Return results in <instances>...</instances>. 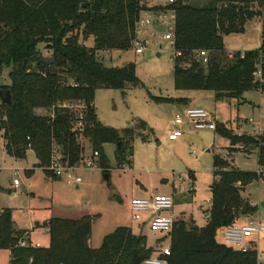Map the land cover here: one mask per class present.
<instances>
[{"label":"trees","instance_id":"trees-1","mask_svg":"<svg viewBox=\"0 0 264 264\" xmlns=\"http://www.w3.org/2000/svg\"><path fill=\"white\" fill-rule=\"evenodd\" d=\"M149 1L0 0V67L11 66L10 84L0 88L10 89L13 102L12 108L0 104V131L9 156L25 159L31 150L35 166L43 168L47 176L59 178L49 169L52 148L58 149L63 162L74 165L82 159L83 147L73 130L74 115L54 106L65 100H83L91 106L85 112L82 137L99 152L102 173L110 177L103 146L114 144L116 160L121 163L135 131L102 124L95 114L94 93L101 88L124 90L127 85H135L137 78L132 62L108 67L96 54L131 48L139 13L155 8L148 5ZM168 7L175 12V89L211 90L216 100L240 98L244 91L260 86L264 91V63L263 82L254 76L257 64L264 58V0H207L202 5L179 0ZM252 18L261 25L260 47L234 52L229 57L223 36L243 32ZM90 36L92 47L84 44ZM41 44L50 51L49 56L43 55ZM198 50L209 51L206 65L194 60ZM37 109L51 110L53 115L36 113ZM215 132L229 140L230 152L239 149L238 145L248 151L256 149L258 168L264 170V134L258 139L236 135L217 122ZM256 178V172L237 170L224 157L214 156L206 222L198 227L193 220H174L167 264H257L256 249L242 252L216 239L222 227L237 224L243 215L254 214L241 191ZM93 219L88 215L79 219L51 218L45 223L49 243L42 247L32 245L28 231L17 228L11 210L3 209L0 249L9 251L8 264H140L159 251L147 247L146 236L134 235L128 226L116 227L103 237L99 247L93 248ZM21 240L26 244L20 245Z\"/></svg>","mask_w":264,"mask_h":264},{"label":"rangeland","instance_id":"rangeland-1","mask_svg":"<svg viewBox=\"0 0 264 264\" xmlns=\"http://www.w3.org/2000/svg\"><path fill=\"white\" fill-rule=\"evenodd\" d=\"M202 5L207 0H188ZM154 4L150 0L148 5ZM82 40V38H80ZM261 43V25L257 18L249 20L241 33L223 36L226 54L255 50ZM93 46V37L84 42ZM44 56H49L43 44ZM159 54V55H157ZM174 49L169 42L155 47L151 44L141 54L133 47L126 50L98 51L96 56L105 66L122 67L129 62L135 66L137 83L124 90L97 89L94 93V109L97 119L105 126L115 129L130 127L134 139L125 153H132L133 166L122 171L118 167L114 144H105L104 153L110 165V177L102 178V169L79 167L72 174L80 176L81 184L68 185L64 175L54 179L43 168L36 167L31 150L25 159L9 156L0 143V211L10 209L12 220L20 229L31 232V241L40 246L49 243L48 228L51 218L79 219L93 217L90 246L97 248L103 237L118 226H128L134 235L146 236V245L153 250L169 245L167 233L154 231L148 224V216L142 220L132 219V198H147L152 193L171 195L174 200L170 212L174 219L194 221L198 227L206 222V210L210 207V184L213 180V158L224 157L228 164L240 171L259 173L256 149H239L230 152V142L215 130H195L184 121L178 129L181 136L168 138L173 129L172 121L182 110L178 104L171 105L157 98H188L193 107L211 113L218 124H223L231 133L246 134L259 138L264 134V92L259 87L244 91L240 98L216 100L211 90H177L173 84L172 57ZM11 66L0 67V86L10 84ZM44 114L47 110L37 109ZM249 118L260 120L262 132L257 134L246 123ZM159 143V144H158ZM245 150V151H243ZM91 147L84 142L86 160ZM16 178L18 185L12 186ZM241 197L254 208V214L243 215L237 224L264 221V177L251 181L241 191ZM219 243L222 237L216 235ZM258 260H264V234L253 238ZM9 253L0 249V264H8Z\"/></svg>","mask_w":264,"mask_h":264},{"label":"built area","instance_id":"built-area-1","mask_svg":"<svg viewBox=\"0 0 264 264\" xmlns=\"http://www.w3.org/2000/svg\"><path fill=\"white\" fill-rule=\"evenodd\" d=\"M179 0H154V4L150 7H155L147 10H143L139 13V16L135 22L134 39L132 41V47L136 54L143 53L148 45L151 44L155 47L163 45V41H167L172 46L174 38V25H175V12L168 6L175 4ZM187 2L188 0H181ZM178 55L174 52L172 59ZM233 54L228 53L229 57ZM193 58L200 65H206L209 60L208 50H198L193 54ZM264 63V58L257 64L256 71L254 73L255 79L262 83L261 78V64ZM188 67V65L186 66ZM262 92H264L259 87ZM91 106V103H87L83 100H65L58 102L54 107L56 109H62L68 113L74 115L75 121L73 123V130L76 131L78 143L83 147L84 156V142L82 137L83 120L85 118V112L87 108ZM47 110V115H53V111ZM183 120H186L190 126L195 130H215L216 120L214 116L206 110L198 107L187 106L184 108L181 115H176L173 119L175 127L168 134V138L174 140L181 136L182 132L176 127L181 124ZM246 123L250 125L253 130L260 134L262 132V126L260 120H254L249 118ZM4 143L2 131H0V143ZM84 158L74 164L68 165L62 161L61 155L56 147L52 148L51 160L49 169L58 177L64 175L65 181L68 185L79 186L82 182L80 176L72 174V172L78 169L80 166L83 168H93L95 165L99 166L100 154L97 150L91 149V155L86 160ZM132 161V153L127 151L124 154V160L118 163L120 170L125 171L130 167ZM100 167V166H99ZM258 176L264 177V170L259 168ZM18 180L14 178L12 180V186L16 187ZM174 204L173 197L167 194L152 193L147 198H132L130 201V211L132 219L142 220L145 215L148 216V224L154 231L167 233L168 236L173 228L174 218L171 215L163 214L164 212H170ZM218 233L222 237V243L229 245L242 252L248 249L254 248L253 238L264 234V221L253 222L250 220L248 224L240 225L234 224L219 229ZM25 241L21 240L20 245H25ZM170 254V246L160 247L159 251L148 258H145L140 264H167V256ZM257 264H264V260L257 262Z\"/></svg>","mask_w":264,"mask_h":264},{"label":"water","instance_id":"water-1","mask_svg":"<svg viewBox=\"0 0 264 264\" xmlns=\"http://www.w3.org/2000/svg\"><path fill=\"white\" fill-rule=\"evenodd\" d=\"M157 55H159V54H157ZM0 104L7 106L8 108H12L13 102H12V95H11L10 89L0 88ZM102 178H103V180L107 181L109 179V174L104 173L102 175Z\"/></svg>","mask_w":264,"mask_h":264},{"label":"crops","instance_id":"crops-1","mask_svg":"<svg viewBox=\"0 0 264 264\" xmlns=\"http://www.w3.org/2000/svg\"><path fill=\"white\" fill-rule=\"evenodd\" d=\"M247 24V23H246ZM246 26V25H245ZM185 99H186V101L184 102H177V101H175V102H168V104H171V105H175V104H178V106H179V108L183 111L184 110V108L185 107H187V106H193V105H191L190 104V100L188 99V98H186V97H184ZM184 121L186 122V123H188L186 120H183V122L181 123V124H183L184 123ZM181 124H179V125H177L176 127L178 128ZM189 124V123H188ZM190 125V124H189ZM172 127H175V125L173 124V121H172ZM171 140V139H170ZM133 166V162L131 161V163H130V167H132ZM60 178V177H59ZM15 223V222H14ZM16 225V224H15ZM17 227V226H16ZM18 228V227H17ZM20 229V228H19ZM27 237H28V239H29V241L31 242V244L32 245H35V246H40L38 243H35V244H33L32 243V241H31V232H29L28 231V234H27ZM27 239V238H26ZM8 253H9V251H8Z\"/></svg>","mask_w":264,"mask_h":264}]
</instances>
